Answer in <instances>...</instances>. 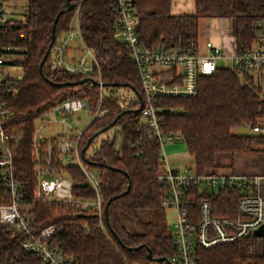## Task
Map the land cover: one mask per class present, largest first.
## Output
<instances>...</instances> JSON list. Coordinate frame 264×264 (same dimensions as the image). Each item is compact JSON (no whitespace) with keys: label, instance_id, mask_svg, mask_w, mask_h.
<instances>
[{"label":"trees","instance_id":"1","mask_svg":"<svg viewBox=\"0 0 264 264\" xmlns=\"http://www.w3.org/2000/svg\"><path fill=\"white\" fill-rule=\"evenodd\" d=\"M72 2L79 5L82 40L98 58L99 74L96 71L94 80H100L103 86L100 88L90 81L78 83L84 75L50 68L52 45L71 28L73 11H65V0H26L25 7L19 9L23 20L7 28L4 34L5 40L20 48L17 51L20 59L15 62L20 67V79L2 92L11 109L3 128L12 136L14 178L21 186L22 199L33 213L35 230L55 224L63 252L71 255L77 264H151L148 252L154 258L169 259L174 249L167 229H158L147 221L141 224L139 232H132L125 220L128 214L142 209H156L163 216L164 208L160 203L162 185L156 178L161 166L160 148L140 121L142 92L137 68L129 57L128 48L113 35L116 0ZM134 4L139 18L137 38L148 49L193 51L197 47L200 18H231L236 48L249 47L256 21L264 20V0H193L191 13H173L172 0H134ZM61 10L55 23V39L39 70V63L50 45L54 19ZM119 87L133 94L125 104L113 94ZM66 98L85 100L90 112L97 108L104 110L101 116L90 120L78 140L81 150L91 139L80 158L98 174L103 205L114 197L107 208L108 223L103 217V230L90 209L81 211L33 198L34 121L42 111ZM156 106L162 129L182 134L197 173L215 171L222 155L254 151L255 146L261 144L258 149L263 154L264 174V137L232 133L233 128L253 124L264 113L263 102L246 73L240 76L231 66L218 67L198 78L195 96L160 97ZM103 128L106 129L100 132ZM110 129L113 131L87 153L96 137ZM59 139L53 137V144ZM56 166L72 180L74 196H93L90 187L81 184L84 177L78 165L56 163ZM259 191L264 198V182ZM191 193L194 208L206 197L212 215L230 218L236 215L237 192L204 194L192 189ZM2 196L0 189V198ZM23 239L22 233L0 223V264H40L35 254L22 248ZM197 253L198 264H262L264 238H238L232 243L199 249Z\"/></svg>","mask_w":264,"mask_h":264},{"label":"built area","instance_id":"2","mask_svg":"<svg viewBox=\"0 0 264 264\" xmlns=\"http://www.w3.org/2000/svg\"><path fill=\"white\" fill-rule=\"evenodd\" d=\"M9 1L11 0H0V189L3 195L0 198V223L24 235L22 248L35 254L40 264H77L71 255L63 252L57 239L59 229L55 224H47L35 230L33 213L22 199L21 186L13 175V153L10 146L12 136L3 128L11 109L2 92L10 89V83L20 79V67L15 63L20 59V54L17 53L20 48L5 40L4 34L7 28L19 25L23 18ZM115 6L116 16L112 25L114 38L128 48L129 57L135 64L139 77L142 92L140 121L149 129L150 138L160 148L159 158L163 164L156 174L162 185L160 203L164 209L173 208L177 214L169 230L174 249L173 255L168 259L169 264H198L199 249L253 236L252 232L259 227H262V234L257 238H264V198L259 191L264 182L263 173L244 175L216 170L197 173L194 164L193 167L187 164L181 167L167 165L166 146L182 141L183 136L178 131L172 133L162 129L157 99L195 96L198 78L209 75L218 68L216 63L222 58L221 48L207 39L204 52H200L197 47L190 52L178 48L148 49L137 38L139 18L134 0H116ZM72 11L74 25L71 23V28L52 45L50 68L94 79L96 71H99L98 58L95 51L82 40L79 5H75ZM230 59L231 67L240 76L246 73L251 77L256 93L264 105V20L256 21L251 45L236 48ZM98 82L102 83L100 80ZM99 87L102 88L101 85ZM83 110L90 113V120L104 113L99 108L90 112L83 99L66 98L42 111L35 119L32 138L35 170L33 198L48 204L72 206L81 211L90 209L98 220L99 228L103 230L104 205L99 177L80 158L78 140L83 129L67 122L68 115ZM55 123L67 124L66 132L46 136L45 130ZM247 126L250 134L264 137V113ZM56 136L60 139L54 145L52 138ZM56 163L78 165L83 181L93 191V196H74L72 180L63 174ZM192 189L204 194L237 192L236 215L232 218L212 215V207L206 197H202L194 208ZM162 263L166 264L164 261ZM151 264L160 262L152 261Z\"/></svg>","mask_w":264,"mask_h":264},{"label":"rangeland","instance_id":"3","mask_svg":"<svg viewBox=\"0 0 264 264\" xmlns=\"http://www.w3.org/2000/svg\"><path fill=\"white\" fill-rule=\"evenodd\" d=\"M182 3H184L188 13L193 12V0H172V12L182 13ZM9 4L17 10L25 7L26 0H11ZM204 19V18H203ZM202 19V20H203ZM217 19V20H216ZM200 22V20H199ZM74 25V21H72V26ZM203 27L205 32L208 34L218 33V34H231L233 30V22L231 18H207V20L203 21ZM218 67H229L232 65V60L228 57H222L217 60ZM19 73V72H18ZM107 93V91H104ZM114 95H116L120 101L124 100V104L127 103V100L130 97H133V94L130 90L125 87H119L117 90H114ZM91 119L90 113L87 110H83L74 114H70L67 116L68 124H71L78 129H84V127L89 123ZM67 130V124L55 123L53 126L47 128L44 132L46 136H50L51 134L55 135L58 133H64ZM113 130H109L107 133H102L98 137H96L94 143L89 147L87 153H89L92 147L98 145L99 141L105 136L109 135ZM232 133L234 134H247L250 133V129L247 125H243L240 127H236L232 129ZM176 148V153H168L166 155L167 163L171 167H181L185 164L193 167V160L190 157L186 146L182 145V142H179ZM169 149L166 147L165 150ZM183 150V151H182ZM163 161V159L161 160ZM177 214L173 208H165L164 215L161 214L156 209H142L138 210L135 213H130L126 216V224L129 225V230L132 232H139L141 230V224L143 222H151L155 224L158 229H167L168 232L172 227V223L174 222Z\"/></svg>","mask_w":264,"mask_h":264},{"label":"crops","instance_id":"4","mask_svg":"<svg viewBox=\"0 0 264 264\" xmlns=\"http://www.w3.org/2000/svg\"><path fill=\"white\" fill-rule=\"evenodd\" d=\"M184 3H182V12H189L187 10ZM194 10V5H193ZM200 18V22L198 23V40H197V48L200 52H204V44L207 39L212 41V43L221 48L222 57L231 58L235 52L236 44L233 34H208L205 32L203 27V21L207 20V18ZM217 20V19H216ZM179 142H182V145L185 146L184 141H176L175 143L168 145L169 149L165 150L166 155L168 153H176L177 146ZM168 146H166L168 148ZM257 150L250 152H242L237 153L232 156L230 155H222L219 157L217 163L218 167L216 171L222 173H238V174H262L263 173V154L258 149L260 146H255ZM183 151V150H182ZM161 164H163L161 162ZM167 165L171 167L168 163Z\"/></svg>","mask_w":264,"mask_h":264},{"label":"water","instance_id":"5","mask_svg":"<svg viewBox=\"0 0 264 264\" xmlns=\"http://www.w3.org/2000/svg\"><path fill=\"white\" fill-rule=\"evenodd\" d=\"M65 5H66L65 11H72V10L74 9V7H75V4L72 2V0H65ZM62 12H63V10L59 11L58 14L56 15L55 19H54V23H53V25H52V28H51V34H50V39H51V41H50V45H49L48 49L45 51V53H44V55H43V57H42V59H41V61H40V63H39V66H38V67H39V70H41L42 65L44 64V62H45V60H46V58H47V56H48V53H49L50 47H51V45H52V43H53V41H54V39H55V23H56V21H57L59 15H60ZM88 81H90V82H92V83H94V84H96V85H98V86H99V85L103 86L102 83H100V82H98V81H95L94 79H92V78H90V77H84V78L78 80L77 82H78V83H84V82H88ZM139 99H140V98H139ZM115 120H116V119H114V120L111 122V124H110L111 126L114 124ZM105 129H106V128H103L100 132L104 131ZM97 134H98V132L95 133L93 136H96ZM90 141H91V139H89V140L85 143V145L82 147V149H81V151H80V152H81V155H83L84 152L86 151L87 147L89 146ZM81 184H82V185H86V182L83 181ZM128 188H129V186L127 187L126 191L128 190ZM113 198H114V197H112L111 199H109V200L105 203V205H104V219H105L106 223H108V221H107V208H108V204H109V202H110ZM261 234H262V227H259L258 229L254 230V231L252 232V235H253V236H256V237L261 236ZM147 257H148V259L151 260V261H156V262H163V261H164V262H166V264H169L168 259L163 258V257H160V258H154V257L151 256L150 252H148Z\"/></svg>","mask_w":264,"mask_h":264}]
</instances>
